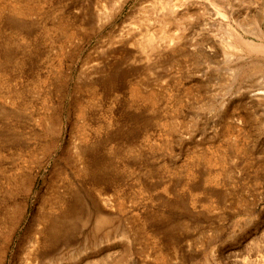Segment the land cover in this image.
Here are the masks:
<instances>
[{"label": "rangeland", "instance_id": "374dc122", "mask_svg": "<svg viewBox=\"0 0 264 264\" xmlns=\"http://www.w3.org/2000/svg\"><path fill=\"white\" fill-rule=\"evenodd\" d=\"M0 264H264V0H0Z\"/></svg>", "mask_w": 264, "mask_h": 264}, {"label": "bare ground", "instance_id": "6f19581e", "mask_svg": "<svg viewBox=\"0 0 264 264\" xmlns=\"http://www.w3.org/2000/svg\"><path fill=\"white\" fill-rule=\"evenodd\" d=\"M166 1H169V0H166ZM174 6H175V4L164 1L163 5L161 6V9L165 14H168L170 17L173 16V18H176L179 15V13H177L176 8ZM153 39H154L153 35L148 33V31H147V33L143 34L141 37L142 43H138V44L139 45L141 44L142 45L141 47L147 46L149 49H151L154 47L153 46V44H154ZM158 40H160V39H158ZM165 40H162V41H165ZM159 43H161V41H159ZM163 45H165V44H161V46H163Z\"/></svg>", "mask_w": 264, "mask_h": 264}]
</instances>
